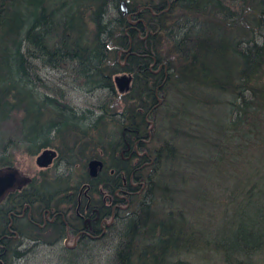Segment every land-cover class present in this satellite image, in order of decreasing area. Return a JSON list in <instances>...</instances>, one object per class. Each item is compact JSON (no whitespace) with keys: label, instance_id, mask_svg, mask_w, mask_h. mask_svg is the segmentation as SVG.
Masks as SVG:
<instances>
[{"label":"trees","instance_id":"obj_1","mask_svg":"<svg viewBox=\"0 0 264 264\" xmlns=\"http://www.w3.org/2000/svg\"><path fill=\"white\" fill-rule=\"evenodd\" d=\"M121 1L0 0V171L12 164L7 149L21 146L31 154L56 148L58 164L79 174L75 182L63 181V172L33 179L14 194L17 204L28 214L32 206L58 211L89 199L92 220L98 210L102 225L112 222L100 236L74 242L108 239L105 264H192L182 255L193 253L196 235L177 208L184 185L197 188L190 175L232 177L228 163L260 156L235 182L242 196L232 229L225 224L213 235L223 264H257L251 258L264 253V0H125L126 13ZM49 68L102 93L96 104L73 103L47 82ZM94 158L103 161L95 175ZM49 224L65 232L61 216Z\"/></svg>","mask_w":264,"mask_h":264},{"label":"rangeland","instance_id":"obj_2","mask_svg":"<svg viewBox=\"0 0 264 264\" xmlns=\"http://www.w3.org/2000/svg\"><path fill=\"white\" fill-rule=\"evenodd\" d=\"M42 74L52 86L61 87L67 94V98H70L80 108L93 106L102 94L99 92L91 94V92L75 87L72 77L64 69H43ZM8 130L10 129L8 128ZM23 148L20 146L16 149L13 148V150L7 149L8 155L11 154L12 156V164L7 169L15 170L18 176L28 178L30 181L33 179L40 181L44 178L51 180L56 178V174L63 172L61 176L63 181L65 179H71L74 182L79 180V174L68 175L69 172L65 171V161L61 160V163L58 164L60 153L56 148H53L57 150L56 156L47 166L43 167L39 166L36 161L40 152L31 154ZM64 157H66L65 154ZM259 158L260 156L256 161L249 164L248 162L243 163L241 156H239L235 162L228 163L227 167L230 170H235L232 177H229L232 174L230 171L226 175L215 173L211 177L205 172L190 175L191 182L196 184L197 188L193 190L191 186L187 188L184 185V190L179 196V199L184 198V204L177 205V208L184 215L185 221L183 223H186L187 226L184 225L183 227L186 229L191 225L190 230L195 233L196 238L190 241L193 246V253L188 256L182 255L183 258L189 259L192 264H223L221 257L216 252L213 235H217L218 231L223 230L225 224L227 231L232 229L229 220L234 216L236 202L242 196L241 191L236 192L235 182L241 180V177L243 179L248 178L252 172V167L259 166L257 163ZM254 164L255 166L251 167ZM260 182L261 189L264 190V181L261 180ZM28 183L24 182L23 190L28 187ZM254 207L255 204L248 209V216L251 219L257 215V210ZM107 233L112 235V229L110 228ZM230 233L231 231L228 232V234ZM51 242L53 241H28L27 255L19 264H105V256L110 246V241L108 239L106 241V238L87 241L86 244L78 243L77 245L74 241ZM251 260L257 264H264V253L252 257Z\"/></svg>","mask_w":264,"mask_h":264},{"label":"flooded vegetation","instance_id":"obj_3","mask_svg":"<svg viewBox=\"0 0 264 264\" xmlns=\"http://www.w3.org/2000/svg\"><path fill=\"white\" fill-rule=\"evenodd\" d=\"M23 181L27 184L30 179L17 175L14 185L0 196V264H19L27 255L28 241H86L100 236L99 230L103 228L101 218L98 214L92 220L87 211L89 199L83 206L79 203L75 208L68 206L58 211L44 209L45 212L41 211V214L30 207L27 214L26 204L19 206L21 204H17L14 196L24 187ZM59 216L65 221L64 233L58 232L49 224ZM92 221L94 225L91 224ZM31 227L34 228L30 229Z\"/></svg>","mask_w":264,"mask_h":264},{"label":"water","instance_id":"obj_4","mask_svg":"<svg viewBox=\"0 0 264 264\" xmlns=\"http://www.w3.org/2000/svg\"><path fill=\"white\" fill-rule=\"evenodd\" d=\"M121 8L124 13L127 12L128 8L126 5V1H121ZM57 152L53 148H47L38 155L36 161L37 164L41 167L47 166L53 158L56 156ZM102 161L99 159H93L89 162V169L91 174L95 175L97 173L98 167L102 166ZM18 173L15 170L5 169L0 171V196L5 192L8 188L12 187L14 183L17 181Z\"/></svg>","mask_w":264,"mask_h":264},{"label":"bare ground","instance_id":"obj_5","mask_svg":"<svg viewBox=\"0 0 264 264\" xmlns=\"http://www.w3.org/2000/svg\"><path fill=\"white\" fill-rule=\"evenodd\" d=\"M94 159H99V158H94ZM92 160H93V159H92ZM99 160H101V159H99ZM101 161H102V160H101ZM102 163H103V161H102ZM102 166H103V164H102ZM102 166H99L98 169L101 168ZM79 201H80V202H83V199H80V198H79ZM31 208H32L33 211H35V212L41 214V208L36 207V206H34V207L32 206ZM98 214L100 215L99 211L97 210V214H96V216H97ZM35 220H39V219H36V218H35ZM103 222L105 223V224H103V227H104V229H106V227H107L109 224H111L112 221H109V219H104ZM33 228H34V227H31L30 229H33ZM27 232H28V227H27ZM99 232H100V231H99Z\"/></svg>","mask_w":264,"mask_h":264}]
</instances>
